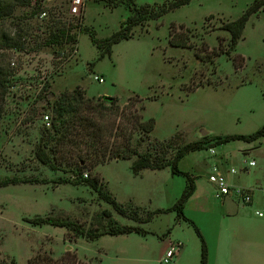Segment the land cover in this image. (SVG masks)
I'll return each mask as SVG.
<instances>
[{
    "label": "rangeland",
    "instance_id": "obj_1",
    "mask_svg": "<svg viewBox=\"0 0 264 264\" xmlns=\"http://www.w3.org/2000/svg\"><path fill=\"white\" fill-rule=\"evenodd\" d=\"M254 1L192 0L136 26L134 37L116 44L113 54L94 67L90 63L97 60L99 50L83 28L96 30L98 38L112 35L131 14L127 5L111 9L105 2L87 0L84 15L75 17L68 11L69 0H32L0 17V77L5 82L0 85V181L30 180L0 187V264L13 259L27 264L37 254L53 257L56 264H77V259L93 264H164L160 258L169 230L173 243L184 248L170 264H200L201 241L190 223H176L175 211L141 224L146 234L103 235L94 241L76 237L66 227L28 222L41 215L104 230L108 219L103 211L109 209L119 224H136L89 185L66 182L78 178L77 170L52 171L35 151L42 136L47 138L44 117L52 120L54 101L64 90L75 89L90 97L118 96L121 106L139 94L145 118L156 120L153 137L164 140L176 134L179 145L257 131L264 124V8L251 16L244 38L230 55L226 51L231 37L223 29ZM43 10L48 16L41 17ZM61 29L76 34L77 41L49 45L50 35ZM173 35L181 45L172 44ZM147 148L144 143L141 151ZM213 148L214 152L192 151L179 162L198 184L197 197L186 203L185 215L206 239L208 264H264V216L256 214L264 213V137ZM251 160L256 165L250 166ZM214 165L226 171L236 168L238 173L229 177L256 187L252 205L215 196L209 180ZM96 172L118 202L130 204L131 212L143 217L148 210L173 206L187 181L169 168L135 176L131 160L85 169L83 176Z\"/></svg>",
    "mask_w": 264,
    "mask_h": 264
},
{
    "label": "trees",
    "instance_id": "obj_2",
    "mask_svg": "<svg viewBox=\"0 0 264 264\" xmlns=\"http://www.w3.org/2000/svg\"><path fill=\"white\" fill-rule=\"evenodd\" d=\"M32 0H6L0 3V17L11 14L16 6H26ZM114 9L123 4L127 5L131 14L122 21L120 29L105 38H98L97 32L89 26L83 30L89 32L91 40L99 50L97 60L91 62L94 67L97 61L111 56L116 44L134 37V28L144 25L150 20L159 19L165 14L191 3L192 0H165L162 3L138 4L135 0H99ZM264 8V0L254 1L248 9L238 18L227 21L223 29L230 34V44L226 51L228 55L236 49L239 41L244 38L246 25L252 15ZM10 37L8 40H11ZM77 41V35L64 29L50 35L48 44H64ZM173 45H181L171 39ZM92 67V68H93ZM5 84L0 77V85ZM118 96L101 95L98 97L87 96V91L82 93L75 90H64L53 103V117L51 126L47 128V138L42 140L35 151V157L52 171H78V178L65 179L75 185L86 184L92 187L99 198L110 203L115 211L137 223L151 222L158 214L169 211L177 212V219L190 223L201 241L200 264H208L209 250L197 224L185 215L188 200L196 190V177L179 168V162L192 151L213 148L233 140L248 142L257 141L264 137V124L252 134H227L215 135L212 140L202 138L179 145L176 143L177 135L160 140L154 138L152 133L156 126L154 117L145 118L144 99L139 94L131 95L124 105L119 104ZM146 143L148 148L141 151V146ZM113 160H131L132 170L139 175L144 169L162 170L169 168L173 175H184L187 178L182 195L173 206L168 209L149 211L147 216H139L131 212L130 204L117 201L109 191L107 185L101 182L103 177L96 172L93 177L84 175V170L94 171L99 165ZM69 169V170H68ZM30 180L6 178L0 181V187L10 184H19ZM140 208V207H137ZM103 215L108 219L104 230L86 228L83 223L62 218L38 215L28 218L27 221L35 226L53 225L66 227L73 231L76 237L96 240L103 235H123L129 233H148L140 225H121L114 218L112 211L105 209ZM171 230L168 231V234ZM167 234V235H168ZM77 258V255H76ZM93 264L92 262L78 261L77 264ZM11 264H17L13 259ZM27 264H56L51 256L37 254L28 259Z\"/></svg>",
    "mask_w": 264,
    "mask_h": 264
},
{
    "label": "built area",
    "instance_id": "obj_3",
    "mask_svg": "<svg viewBox=\"0 0 264 264\" xmlns=\"http://www.w3.org/2000/svg\"><path fill=\"white\" fill-rule=\"evenodd\" d=\"M87 0H69L68 11L72 16L81 17L84 15L86 10ZM41 17L48 16V11L43 10L40 13ZM95 80L104 82V78L101 75L93 74ZM45 122L48 127L51 126V119L49 115H46ZM250 166L256 165V162L251 160L249 161ZM231 174H236L237 170L235 168L230 169ZM88 176V174H85ZM209 180L214 184V194L220 199L224 198L227 195L234 194L239 197L244 202H251L252 194L250 191L238 188L229 183L227 175L221 171V169L217 166H214L213 172L209 176ZM256 214L263 217L264 213L262 211H256ZM182 247L180 245L171 246L165 253L161 256L160 262L164 264L172 263L178 255L181 253Z\"/></svg>",
    "mask_w": 264,
    "mask_h": 264
},
{
    "label": "crops",
    "instance_id": "obj_4",
    "mask_svg": "<svg viewBox=\"0 0 264 264\" xmlns=\"http://www.w3.org/2000/svg\"><path fill=\"white\" fill-rule=\"evenodd\" d=\"M211 150L214 152V148H211ZM222 163L224 162L223 161V159H221L220 160ZM215 166V165H214ZM224 167V166H223ZM222 167V169H221V171L222 172H224L226 175H227V178H228V181H229V183L230 184H232L233 186H235V187H238V188H242V189H245V190H248V191H250L251 192V194H252V200H251V202H244L243 200H241L239 197H237L236 195H234V194H230V195H227V196H225L224 198H223V201H226V199L227 198H231V199H234V200H236V201H238L239 203H241L243 206H247V205H252L253 204V202H254V193H255V190H256V187H254V186H248V185H242V184H240V183H237V181H234L231 177H229L230 175H235V174H231L230 173V169H228L227 171L224 169ZM214 168V167H213ZM232 168H234V167H232ZM166 169V168H165ZM236 169V168H235ZM162 170H164V169H162ZM237 170V169H236ZM157 172V171H159V170H152V169H144L143 171H141V173L139 174V175H135V176H145L147 173H149V172ZM171 171V170H170ZM237 173H238V170H237ZM236 173V174H237ZM215 189V188H214ZM197 191H198V184L196 183V190H195V192H194V194L191 196V198L188 200V202H190L195 196L197 197ZM257 211H259V210H257ZM112 214H113V212H112ZM126 217V216H125ZM130 221H132V222H134V223H136V224H130V225H140L141 226V224H145V223H137L136 221H134V220H132V219H130V218H128ZM192 220V219H191ZM181 221H184L183 219H180V220H178L177 219V222L176 223H180ZM149 223V222H148ZM142 227V226H141ZM134 233V232H133ZM171 233V232H170ZM170 233L168 234V232L166 233V234H168V235H166V241L168 240V244H167V247H166V249H165V251L168 249V248H170L171 246H174V245H180L181 246V243H173V241L169 238V236H170ZM129 234H131V233H129ZM123 235H125V234H123ZM102 237V236H101ZM100 237V238H101ZM81 238V237H80ZM100 238H98V239H100ZM98 239H96V240H98ZM91 241H94V240H91ZM183 249L184 248H182V251H183ZM164 251V252H165ZM182 251H181V253H182ZM163 252V253H164ZM180 253V254H181ZM180 254L178 255V256H180ZM175 261V260H174ZM173 261V262H174Z\"/></svg>",
    "mask_w": 264,
    "mask_h": 264
}]
</instances>
